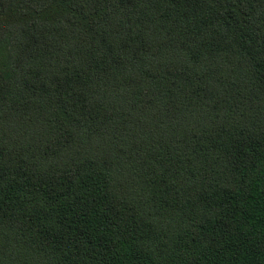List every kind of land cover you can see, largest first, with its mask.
<instances>
[{"label": "trees", "instance_id": "1", "mask_svg": "<svg viewBox=\"0 0 264 264\" xmlns=\"http://www.w3.org/2000/svg\"><path fill=\"white\" fill-rule=\"evenodd\" d=\"M0 264H264V0H0Z\"/></svg>", "mask_w": 264, "mask_h": 264}]
</instances>
